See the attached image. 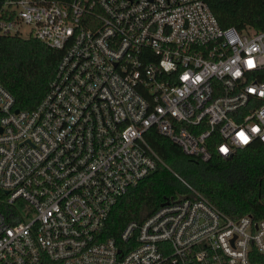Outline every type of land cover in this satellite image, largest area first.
Here are the masks:
<instances>
[{
	"label": "built area",
	"instance_id": "1",
	"mask_svg": "<svg viewBox=\"0 0 264 264\" xmlns=\"http://www.w3.org/2000/svg\"><path fill=\"white\" fill-rule=\"evenodd\" d=\"M0 36L60 53L33 108L0 84V264H261L264 220L176 173L187 193L102 229L163 164L149 131L201 161L264 146V30L220 27L208 0H0Z\"/></svg>",
	"mask_w": 264,
	"mask_h": 264
},
{
	"label": "trees",
	"instance_id": "2",
	"mask_svg": "<svg viewBox=\"0 0 264 264\" xmlns=\"http://www.w3.org/2000/svg\"><path fill=\"white\" fill-rule=\"evenodd\" d=\"M64 1V0H60ZM66 1V0H65ZM218 25L264 30V0H208ZM59 51L33 38L0 36V84L18 109L33 108L46 91ZM145 139L159 159L155 169L121 196L110 210L102 237L117 238L130 221H140L168 198L188 192L180 176L217 208L235 218L248 213L264 220V146L254 142L230 159L207 161L183 154L154 130ZM258 262L264 264V256Z\"/></svg>",
	"mask_w": 264,
	"mask_h": 264
},
{
	"label": "rangeland",
	"instance_id": "3",
	"mask_svg": "<svg viewBox=\"0 0 264 264\" xmlns=\"http://www.w3.org/2000/svg\"><path fill=\"white\" fill-rule=\"evenodd\" d=\"M27 34H28L27 27H23V28H22V36H23V37H26Z\"/></svg>",
	"mask_w": 264,
	"mask_h": 264
},
{
	"label": "water",
	"instance_id": "4",
	"mask_svg": "<svg viewBox=\"0 0 264 264\" xmlns=\"http://www.w3.org/2000/svg\"><path fill=\"white\" fill-rule=\"evenodd\" d=\"M231 157L230 156H228V158L227 159H230Z\"/></svg>",
	"mask_w": 264,
	"mask_h": 264
},
{
	"label": "snow or ice",
	"instance_id": "5",
	"mask_svg": "<svg viewBox=\"0 0 264 264\" xmlns=\"http://www.w3.org/2000/svg\"><path fill=\"white\" fill-rule=\"evenodd\" d=\"M242 138L246 140V138H244L243 136H242Z\"/></svg>",
	"mask_w": 264,
	"mask_h": 264
}]
</instances>
